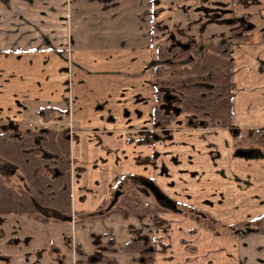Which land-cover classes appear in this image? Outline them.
Wrapping results in <instances>:
<instances>
[{"label": "crops", "instance_id": "obj_1", "mask_svg": "<svg viewBox=\"0 0 264 264\" xmlns=\"http://www.w3.org/2000/svg\"><path fill=\"white\" fill-rule=\"evenodd\" d=\"M166 1L0 0V123H23L25 105L66 110L71 213L99 217L83 226L7 217L2 245L17 241L0 247L9 264H83L89 233L96 244L109 241L105 264H264V233L236 230L264 216V38L227 39L230 127L261 139L257 156H236L247 151L245 141L236 146L227 129L200 125L170 126L167 137L147 143L161 130L152 129L146 66L153 47L165 43L162 21L182 15L174 8L182 1L171 11L161 6ZM201 1L193 21L207 30L198 47L215 36L204 21L208 0ZM124 177L152 183L181 212L162 210L157 225L151 217H101ZM137 236L148 241L151 262L118 250Z\"/></svg>", "mask_w": 264, "mask_h": 264}, {"label": "trees", "instance_id": "obj_2", "mask_svg": "<svg viewBox=\"0 0 264 264\" xmlns=\"http://www.w3.org/2000/svg\"><path fill=\"white\" fill-rule=\"evenodd\" d=\"M158 11L156 8L153 12V23H156ZM261 30L264 31V27ZM166 39L170 42L169 37ZM167 45L165 42L154 46L152 59L146 66L151 76L152 129L161 130V133L159 137L152 134L145 142L167 137L165 130L179 115L187 116L189 125L202 123L213 129L229 128L232 119L230 45L226 41L206 43L201 56L188 62L178 61L185 53ZM166 94L175 105H163ZM66 118V110L57 105L47 106L38 110L37 119L43 124L59 123L62 128L49 129L45 125L37 131H0V158L14 167L22 178L21 184L14 188L5 186L0 180V215H14L40 224L63 223L59 217H72L77 226L98 218L71 213L69 140L62 125ZM127 178L120 180V194L115 204L109 210L100 211L101 217H151L153 224H159L158 205L151 200L143 203L139 194L127 186ZM131 181L139 186V179L131 178ZM118 250L122 254L136 255L145 263L152 260V249L141 236L131 238Z\"/></svg>", "mask_w": 264, "mask_h": 264}, {"label": "rangeland", "instance_id": "obj_3", "mask_svg": "<svg viewBox=\"0 0 264 264\" xmlns=\"http://www.w3.org/2000/svg\"><path fill=\"white\" fill-rule=\"evenodd\" d=\"M174 1L175 0H173V1L168 0L164 4L162 3L161 6L163 8L166 7V8H168V11H171L172 7L176 4ZM180 1H182V5H180L178 7L175 6L174 8L176 10H178L179 12H181V14L183 16L179 15L178 17H176V19H175V21H173V23H171L169 21L165 22L164 20L163 21L161 20L162 26L168 27L165 30V36L166 37L164 38V41L166 43H168V45H169L170 42L166 38H167V36L170 37V35H171V36L175 37V40H178L179 42H182V43L192 42L194 44H200V42L202 43V41L196 37H197L198 33L203 32V30H204V32H206L207 28H205L206 26L203 25L202 28H204V29L199 31L198 28L201 27V25H198V26L195 25L193 20L199 19L196 11H198L197 5L200 4L199 1L201 3H202V1L201 0H180ZM262 1L263 0H258V2L255 3L253 0H215V4H216L215 6L210 5L211 0H208L207 2L205 1L204 11L208 10V12L205 13L206 18H204V21L209 23L208 29H209V31L213 30L214 35H215L213 38L208 39L209 42H220V41L225 42L226 41V43H227L228 42L227 39H230L231 42L236 41L235 39H233L232 36L236 35L235 31H237V30H240V32H241V37H240L241 40L244 39L243 37H247V39L251 38L253 41H259L262 39L261 37L264 38V31H262L260 29L261 25L264 24V11L262 10ZM195 16H197V18ZM167 19H169V18H167ZM239 20H244V22L246 23L245 29L247 27H249V28H247L246 31L244 29H242V30L240 29L241 28L240 23H237V21H239ZM231 31H232V33L230 35ZM192 49H193L194 54H196L198 52L201 54V52L203 51L202 46L200 48H198V46H193ZM179 57H181V56L179 55ZM25 108H26L25 121L23 123L18 124L19 128H17L18 129L17 131L21 132L24 130H29V131L39 130L40 125H42L43 123L39 119H37V113H38V110L36 109V108H38L37 105H25ZM188 120L189 119L187 116L179 115L176 119H174V121L171 122V124L174 127H177V126L180 127L183 125L185 126V125H187ZM45 125L49 129L62 128L61 124L59 125V123H56L53 121H49ZM239 135H231L230 134V136L235 137L238 140L239 144H237L236 146L242 145L241 140L243 139V141L246 142V145L248 147H249V145H251V146H254L253 148L257 152L260 151L261 144H262L260 138L254 139V138H251L248 136V138L241 137V139H240ZM238 150H241V149H238ZM0 161L4 167H6V166L9 167L8 163H6L2 160H0ZM3 182L5 185L10 186V187L16 186L14 177H9V176L4 177L3 176ZM135 185H136V183H134L133 181H127V186H130L139 194V196L143 200V203L144 202L147 203V201H149V199H150L153 203H156L157 205H161V206H158L160 208V211L165 209L167 212H171L170 209L163 208L164 206L161 203L156 202L153 199L152 195L147 196L146 195L147 192H146V194H143V192L139 186L133 187ZM124 188H126V187H124ZM4 219H6V218H4ZM97 219H99V217ZM256 220H257V223L252 222L253 224L249 223L250 225L247 224L243 227L236 228V230L240 229V231H244V232H247V231L253 232L255 230H258L259 232L264 233V216L259 218V219H256ZM98 226L100 228H102L100 226V224L97 225V227ZM126 228H127V231L129 233H130V230H131V233L135 232L133 229H130V227H128V226H126ZM92 229L94 230V228H92ZM2 231L4 232L3 234H5V236H6V234H8L6 221H5V223L3 222V225L0 226V232H2ZM103 231H105V230H103ZM92 232H94V231H92ZM88 235H89V239H90L93 246L90 249H86L85 252L87 255L86 256L83 255V259H84L83 264H105L106 260L109 257V255L107 256L106 254H110L112 252L111 246H109V241H107V243L106 242L102 243L100 239H96L99 241L96 244V243H93L95 241L94 238L96 235L92 234V233H89ZM2 240L3 239L0 240V247L4 248V246L2 245ZM11 240L12 239H10L9 242L7 243V248L14 246V244L11 243ZM2 254H5V252L0 251L1 256H3ZM113 254H115V252ZM113 254L110 257L114 256ZM48 255L51 258H52V256H55L53 254H50V252H48ZM118 255L119 256L116 257L118 260H121L122 262L125 261V258H126L125 255H121L119 253H118ZM55 258L61 260V258L59 256L55 257ZM0 264H9V263L0 262Z\"/></svg>", "mask_w": 264, "mask_h": 264}, {"label": "flooded vegetation", "instance_id": "obj_4", "mask_svg": "<svg viewBox=\"0 0 264 264\" xmlns=\"http://www.w3.org/2000/svg\"><path fill=\"white\" fill-rule=\"evenodd\" d=\"M237 23H240V26H241V30L242 29H244L245 31L247 30V28H249V27H247L246 29H245V25H246V23L244 22V20H239V21H237ZM239 29V28H238ZM236 33V37L237 38H239V37H241V32H240V30H237V31H235ZM170 44L169 45H167V46H169L171 49L172 48H175V47H177L178 49H179V52H183V53H185V55L181 58V59H178V61H180V62H188V61H190V60H192V59H196L197 57H200L201 56V54H202V52H201V54L198 52V53H196V54H194V52H193V49H192V47L193 46H197L196 44H194V43H192V42H187L186 44H183V43H181V42H179L178 40H175V39H173L172 37L170 38ZM198 48H200V47H198ZM177 53V52H176ZM190 54V55H189ZM195 56V57H194ZM163 105H165V106H167L168 105V107H171L170 105H175L174 103H173V99L168 95V94H166L165 95V97H164V104ZM174 111V113H175V110H173ZM176 114V113H175ZM200 126H204L202 123H200L199 124ZM17 128H19V126L17 125V124H13V123H3V122H1L0 123V131H6L7 129H9V130H14L15 132L18 130ZM170 129V127L169 128H167L166 129V131L165 132H167L168 130ZM227 130L229 131V133L231 134V135H239L240 133L237 131V130H235V129H232L231 127H229V128H227ZM15 132H13L12 133V135L14 136V137H16V133ZM68 135V134H67ZM240 136V137H239ZM238 137L241 139V137H243V135L242 134H240ZM232 137V136H231ZM69 138L70 137H68L67 136V140H69ZM232 138H234V141L238 144L239 142H238V140L235 138V137H232ZM244 138H246V137H244ZM243 140V139H242ZM241 140V141H242ZM254 146H249L248 147V149H247V151H249V152H251L252 153V155L250 156V157H248V158H251V157H255V156H257L258 154H259V152H257L254 148H253ZM240 151H242V150H240ZM236 152H238V151H236ZM237 156V155H236ZM239 157V156H238ZM0 160H2V161H4V162H6L5 160H3V159H1L0 158ZM7 163V162H6ZM3 176L4 177H6V176H9V177H14V179H15V184H16V186L17 185H20L21 184V182H22V178H21V176L19 175V173L16 171V169L14 168V167H12L10 164H9V167L8 166H6V167H4L2 164H1V161H0V180L2 181V183L4 184V182H3ZM139 187L141 188V190H142V192H143V194H146V192H147V196H149V195H152V197H153V199L156 201V202H158V203H161L163 206V208H168V209H170V210H173V211H176V212H181V208H178L175 204H173L169 199H167L166 197H164L160 192V195H162L165 199H163V200H159V199H155L154 198V196H153V194L148 190V189H146V188H144V186H143V184H148V185H150L152 188L154 187V188H156L152 183H150V182H147V181H139ZM5 185V184H4ZM5 186H7V185H5ZM16 186H13V187H11V188H14V187H16ZM7 187H10V186H7ZM157 189V188H156ZM158 190V189H157ZM149 199V198H148ZM150 200V199H149ZM167 201H170L169 203H167ZM158 206H161V205H158ZM9 216H14V215H0V226L1 225H3V222L5 223V221H6V219H7V217H9ZM16 217H18V216H16ZM4 218H6V219H4ZM21 218V217H20ZM71 218V217H70ZM24 219V218H23ZM72 219V218H71ZM26 220V219H25ZM29 221V220H28ZM62 222V221H61ZM6 226H7V224H6ZM4 232L2 231V232H0V240L1 239H4L5 238V234H3ZM4 235V236H3ZM10 240V239H9ZM9 240L8 241H5V242H3V246L4 247H7V243L9 242ZM146 242H148V241H146ZM11 243L12 244H15V243H17V241L16 240H14V239H12L11 240ZM10 244V243H9ZM11 244V245H12ZM50 251H53L52 249H50ZM3 256H1L0 255V262H5V263H8V258L6 257V255L5 254H2Z\"/></svg>", "mask_w": 264, "mask_h": 264}, {"label": "water", "instance_id": "obj_5", "mask_svg": "<svg viewBox=\"0 0 264 264\" xmlns=\"http://www.w3.org/2000/svg\"><path fill=\"white\" fill-rule=\"evenodd\" d=\"M175 113H177V110H175ZM236 155L239 157L248 158L252 155V153L249 151H238L236 153ZM143 186H144V188L148 189L153 194L155 199H159V200L165 199L162 195H160L159 191L156 188H154V187L152 188L148 184H143ZM119 194H120L119 189L113 193L112 200L109 203V205L107 206L106 210H109L115 204ZM169 202L170 201H167V203H169ZM102 214H103L102 212L98 213V215H102ZM59 220L62 222H71L72 219L70 217H59Z\"/></svg>", "mask_w": 264, "mask_h": 264}, {"label": "built area", "instance_id": "obj_6", "mask_svg": "<svg viewBox=\"0 0 264 264\" xmlns=\"http://www.w3.org/2000/svg\"><path fill=\"white\" fill-rule=\"evenodd\" d=\"M70 134V133H69Z\"/></svg>", "mask_w": 264, "mask_h": 264}]
</instances>
